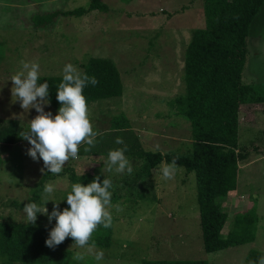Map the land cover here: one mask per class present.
I'll list each match as a JSON object with an SVG mask.
<instances>
[{"label":"rangeland","instance_id":"1","mask_svg":"<svg viewBox=\"0 0 264 264\" xmlns=\"http://www.w3.org/2000/svg\"><path fill=\"white\" fill-rule=\"evenodd\" d=\"M102 1L109 6L107 11L95 9L82 15H60L51 27L41 28L34 25V14L88 8L92 0H0V125L18 119L22 125L20 132L27 131L29 121L38 114L35 108L25 111L20 101L12 98L10 78L21 70V61L38 62L39 76H62L68 63L83 73L91 57H104L113 59L120 69L124 92L88 104L90 120L98 135L110 130L114 116L125 114L131 122L129 130L139 135L145 148L163 153L186 152L192 147L191 125L179 115L174 100L185 92L184 59L192 32L206 26L203 0ZM247 44L243 80L264 95L263 30L249 36ZM248 106H243L240 114L239 142L251 154L239 164L237 192L221 202L229 213L224 234L237 214L256 210L254 241L207 251L195 172L188 173L176 166L174 178L165 180L160 168L168 163H162L141 184L145 188L139 190L145 191L147 197L136 201L124 195L118 202H111L112 228L101 233L103 238L109 237L110 244L96 245L97 250L104 252L103 260L86 255L81 261L72 258L71 264H142L145 259L243 264L252 250L264 251V102ZM43 107L53 115L58 112L49 102ZM30 147L20 136L14 144L0 143V222H25L23 208L11 202L26 204L33 188L48 171L42 159L33 160L28 155ZM101 158L94 161L79 154V159H70L63 171L74 166L80 173L104 172L107 158ZM128 160L133 172L120 174L121 186L122 182H136V173L143 168L142 160ZM63 171L52 174L53 179L47 182L56 189L49 198L59 204L71 185ZM104 174L116 172L114 169ZM53 204L48 201L45 205L49 213ZM36 222L55 226V218L50 222L42 213H37ZM71 248L75 254L84 251ZM3 259L0 254V260Z\"/></svg>","mask_w":264,"mask_h":264},{"label":"trees","instance_id":"2","mask_svg":"<svg viewBox=\"0 0 264 264\" xmlns=\"http://www.w3.org/2000/svg\"><path fill=\"white\" fill-rule=\"evenodd\" d=\"M203 3L206 26L192 32L184 59L185 92L174 100L179 115L190 122L192 147L184 153H163L147 149L139 135L129 130V118L120 114L112 118L109 131L96 137L95 146L90 151H84L86 145L82 144L79 154L95 161L99 157L107 158L110 150L124 148L126 145L127 159L143 161L142 170L136 173L137 181L122 182L121 186V173H116L119 176L106 174V177L101 171L80 173L74 166L64 169L63 173L68 175L71 184H88L97 176L101 183L105 177L109 178L112 181L109 189L112 193L111 202H118L124 195L138 201V198L148 196L139 189L145 188L141 184L149 172L162 163L170 164L176 160L177 167L185 168L188 173L195 172L205 249L214 252L255 239L258 220L256 210L252 208L237 214L230 230L224 234L229 213L221 201L237 189L239 164L251 154L246 145L239 142L242 108L264 102V95L243 80L248 52L247 39L262 30L264 35V0H203ZM95 9L107 11L109 6L102 0H92L88 8L36 13L32 20L36 27L48 28L60 15H82ZM83 74L95 77L98 81L95 86L89 83L83 89L87 105L98 99L121 96L124 92L122 75L113 59L91 57L84 66ZM45 81L49 84L48 101L53 108L59 109L56 92L62 76H39L38 83ZM21 127L18 119H10L6 125H0V143H16ZM117 137L122 138L124 143L117 144ZM100 164L103 166V163ZM48 179H53L50 171L33 188V195L28 202L43 204V187ZM126 192L128 194H124ZM11 204L21 208L24 206L15 201ZM65 207H68L66 196L59 204V209L62 211ZM52 227L37 222L34 225L16 221L0 222V254L4 256L0 264H71L75 254L68 247L74 243L71 237L55 248L46 246L45 241ZM111 228L112 224L109 228L98 226L89 243L109 246V237L103 238L101 233L111 231ZM261 256H264V251L252 250L243 264H259ZM142 264L210 263L206 260L145 259Z\"/></svg>","mask_w":264,"mask_h":264},{"label":"clouds","instance_id":"3","mask_svg":"<svg viewBox=\"0 0 264 264\" xmlns=\"http://www.w3.org/2000/svg\"><path fill=\"white\" fill-rule=\"evenodd\" d=\"M21 70L10 78L12 81L11 94L13 101L19 100L25 111L35 108L38 113L29 121L28 130L18 135L27 140L31 147L28 155L33 160L42 159L44 167L56 175L63 171L64 165L70 160L79 159L80 146L86 145L84 151H90L95 146L98 132L93 129L86 97L83 89L90 83L95 86L98 81L95 77L83 74L71 63L63 67L62 81L57 86L56 99L60 104L58 112L53 115L45 111L49 84L47 81L38 83L40 65L36 61H21ZM117 144H123L122 138L117 137ZM127 146L110 150L104 161V172L128 174L133 172L130 161L125 156ZM43 171V169H42ZM176 160L170 164H162L160 172L165 180L174 178ZM112 181L104 178L102 183L99 176L90 183L75 182L70 185L66 194L68 207L59 209V201L50 199L56 190L53 183H46L43 187V206L35 202L24 204L25 222L35 224L37 213L46 215L51 222L55 218V226L51 228L46 239V246L55 248L71 237L74 241L71 247L83 249L74 255L73 259L81 261L86 255L94 257L96 261L104 258L103 250H97L94 242L89 243L98 226L109 228L112 224V193L109 189ZM53 201V209L49 213L45 206ZM120 210L119 205L116 206ZM259 264H264V256L259 258Z\"/></svg>","mask_w":264,"mask_h":264},{"label":"crops","instance_id":"4","mask_svg":"<svg viewBox=\"0 0 264 264\" xmlns=\"http://www.w3.org/2000/svg\"><path fill=\"white\" fill-rule=\"evenodd\" d=\"M238 177H239V174H238ZM235 192H237V191L234 190L233 193H230L228 196L225 197V199H226V198H232L231 195H234ZM222 205H223V204H222Z\"/></svg>","mask_w":264,"mask_h":264}]
</instances>
